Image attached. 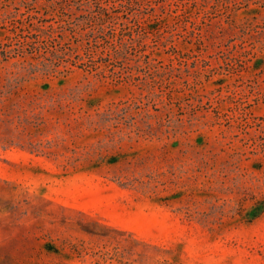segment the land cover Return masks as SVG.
Masks as SVG:
<instances>
[{
  "label": "rangeland",
  "instance_id": "374dc122",
  "mask_svg": "<svg viewBox=\"0 0 264 264\" xmlns=\"http://www.w3.org/2000/svg\"><path fill=\"white\" fill-rule=\"evenodd\" d=\"M0 264H264V0H0Z\"/></svg>",
  "mask_w": 264,
  "mask_h": 264
}]
</instances>
